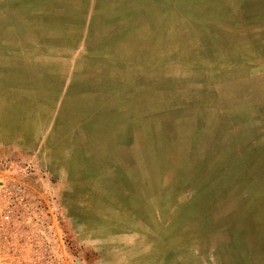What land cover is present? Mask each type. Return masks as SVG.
Listing matches in <instances>:
<instances>
[{
    "label": "rangeland",
    "instance_id": "1",
    "mask_svg": "<svg viewBox=\"0 0 264 264\" xmlns=\"http://www.w3.org/2000/svg\"><path fill=\"white\" fill-rule=\"evenodd\" d=\"M0 264H264V0H0Z\"/></svg>",
    "mask_w": 264,
    "mask_h": 264
}]
</instances>
